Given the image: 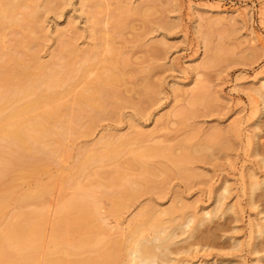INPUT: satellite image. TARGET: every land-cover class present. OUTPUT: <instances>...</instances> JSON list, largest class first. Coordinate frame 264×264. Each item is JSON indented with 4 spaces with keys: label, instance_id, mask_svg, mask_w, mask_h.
I'll return each instance as SVG.
<instances>
[{
    "label": "rangeland",
    "instance_id": "rangeland-1",
    "mask_svg": "<svg viewBox=\"0 0 264 264\" xmlns=\"http://www.w3.org/2000/svg\"><path fill=\"white\" fill-rule=\"evenodd\" d=\"M52 1V7L38 9L43 35L39 32L34 58L25 57L32 71L49 64L66 40L78 50L70 68L83 62L82 52L99 53L89 62L92 80L97 70L108 67L101 58L112 56L106 51L109 34L125 81L115 83L121 97L116 110L91 122L82 115L77 133L61 145L55 138V152L37 163V171L30 163L18 164L0 179V195L11 187L18 196L51 188L44 200L39 264L52 253L50 233L59 206L72 197L68 178L73 174L77 183H94L98 195L108 183L106 173L123 168L139 152L141 165L124 169L121 179L127 187H132L128 180L135 181L136 196L121 200L118 215L110 211L109 197L96 198L94 222L104 226V236L127 241L132 222L154 211H171L174 221L168 223L170 216L165 224L172 226L189 216L205 219L206 211L216 209L214 218L186 241L191 228L184 235L177 231L179 242L171 246L177 254L169 264H264V98L256 91L264 78V0H102L95 36L92 4ZM121 11L118 26L114 21ZM20 31L6 26L5 42L12 51L5 52L17 53L13 46ZM78 85L75 92L84 84ZM107 139L114 146L125 141L119 153L76 173L85 150L101 152ZM7 151L0 149V159L11 157ZM39 204L20 206L12 200L0 213V231L15 214L40 209ZM86 235L79 228L69 242L77 245Z\"/></svg>",
    "mask_w": 264,
    "mask_h": 264
},
{
    "label": "bare ground",
    "instance_id": "bare-ground-1",
    "mask_svg": "<svg viewBox=\"0 0 264 264\" xmlns=\"http://www.w3.org/2000/svg\"><path fill=\"white\" fill-rule=\"evenodd\" d=\"M47 1L44 4L43 0H0V149H8L7 153L11 156L8 159H0V179L12 173L18 164L30 163L34 166L32 170L37 171V163L42 159H50L55 152L54 145L57 143L55 138L58 139V144H63L65 137L77 133L81 127L82 115L87 116L90 122L94 121L96 117L106 114L109 109L116 110L118 106L116 100L121 98L115 83L125 81V75L115 61L116 51L110 47L109 34H105L108 46L106 51L108 54L112 53V56L101 58V62L107 63L108 67L105 70H97L92 80L88 79L90 75L87 77L88 69L92 66L89 62L92 58H98L99 53L93 52L92 49L82 52L83 62L75 69L70 68V59L78 55V50L66 40L62 41V46L59 47L57 54L53 55L49 64L38 67L39 72H33L25 63V57L34 58L35 51L33 53L32 50L40 45L39 32L42 26L38 9L50 4L52 7V3H55L52 0ZM103 3L102 0H82L84 6L92 4L90 6L94 12L90 18L93 21L91 22L93 34L96 31L95 26L100 24L97 14L102 12ZM22 9L25 10L24 13L18 12ZM17 12L22 18L16 16ZM119 14L114 21L118 26L122 23L120 21L122 11ZM7 25L19 27L21 30V38L14 42L13 47L17 48L15 49L17 53L14 54L4 51L10 48L7 47L10 44L6 45L4 35ZM25 79L29 82H24ZM81 83L84 84L82 88L79 87ZM77 85L79 91L75 92ZM200 91L195 93L196 96ZM256 91L264 98V78ZM69 96H72L71 99ZM120 142L114 146L115 143L111 139L103 141L102 153L86 149L85 155L75 167V172L81 174L92 163L119 153V148L125 141ZM151 151H146V154ZM139 153H133V157L128 159L123 168L119 167L105 175L108 183L103 185L104 188L99 192L100 199L109 197L108 199L113 202L110 210L113 214H119L121 200L126 195L129 198L136 196V192L133 191L135 181L128 180L132 187H127L122 184L121 179L124 177V169L141 165L142 157ZM140 170L144 173L143 165ZM73 177L72 174L67 180L70 185L72 184V197L64 200L59 206L60 216L50 233L52 253L41 264H169L174 261V254H177V251L171 248L173 244L179 242L177 231L180 230L184 235L191 228L183 239L186 241L194 236L206 219L208 221L211 217L214 218L215 211H218L216 209L206 211L203 215L205 219H198L195 215L189 216L190 218L187 217L182 224L172 226L165 224V219H169L170 216L171 221L168 223L174 221L171 219V211L150 212L132 222L130 239L127 241L112 239L104 236V226L94 222L99 211L97 206L99 201L96 199L99 194L97 195L98 192L93 189L94 183L87 184L84 181L85 185H82L75 182ZM253 184L257 187L259 183ZM50 194V187L40 186L36 191L21 196L15 193L13 187L0 195V213L12 200L20 206L30 201L41 204L40 209L18 212L0 231V264H39L37 250L41 245L43 224L46 220V213L43 211L44 200ZM218 202L216 207L220 208L222 203ZM191 224L195 225L191 227ZM79 228L86 229L88 235L81 237L75 245L69 242V235L77 232Z\"/></svg>",
    "mask_w": 264,
    "mask_h": 264
}]
</instances>
